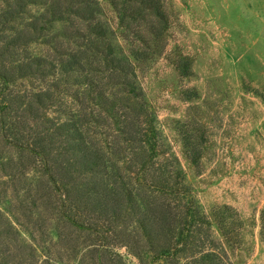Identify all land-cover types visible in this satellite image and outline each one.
I'll use <instances>...</instances> for the list:
<instances>
[{"label":"trees","instance_id":"16d2710c","mask_svg":"<svg viewBox=\"0 0 264 264\" xmlns=\"http://www.w3.org/2000/svg\"><path fill=\"white\" fill-rule=\"evenodd\" d=\"M107 1L133 49L118 52L97 0H0V138L38 164L45 204L97 239L92 264L114 261V246L138 264H229L220 239L239 250L241 221L227 206L211 220L201 213L135 83V67L165 50L161 0ZM190 140L184 154L197 169Z\"/></svg>","mask_w":264,"mask_h":264},{"label":"rangeland","instance_id":"374dc122","mask_svg":"<svg viewBox=\"0 0 264 264\" xmlns=\"http://www.w3.org/2000/svg\"><path fill=\"white\" fill-rule=\"evenodd\" d=\"M97 2L118 52L133 49L121 41L108 1ZM161 5L165 50L135 67V83L156 116L165 157L178 161L201 213L211 220L214 210L227 206L241 221L240 249L233 252L220 239L221 255L229 264H264V0ZM182 58L189 63L186 78L176 70ZM184 137L201 152L197 169L184 154ZM44 183L38 164L0 138V264H92L97 239L75 231L45 204ZM114 249V261L104 264H138L125 248Z\"/></svg>","mask_w":264,"mask_h":264}]
</instances>
